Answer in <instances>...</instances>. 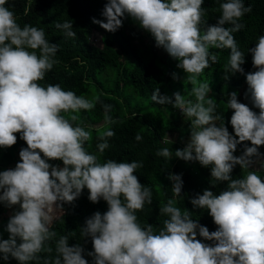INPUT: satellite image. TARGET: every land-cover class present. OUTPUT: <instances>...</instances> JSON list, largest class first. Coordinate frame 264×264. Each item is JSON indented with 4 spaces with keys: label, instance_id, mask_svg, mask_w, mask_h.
Wrapping results in <instances>:
<instances>
[{
    "label": "clouds",
    "instance_id": "clouds-1",
    "mask_svg": "<svg viewBox=\"0 0 264 264\" xmlns=\"http://www.w3.org/2000/svg\"><path fill=\"white\" fill-rule=\"evenodd\" d=\"M7 3L0 0V148L15 145L17 133L27 147L19 151L13 169L0 171V203L8 208L19 206L7 222L8 239H0V259L32 264L40 259V253H50L52 249H45V243L56 235L50 230L55 216L64 213L63 205L74 202L86 188L89 201L107 203L106 212L93 213L81 228L82 237L91 239L93 251L87 255L93 264H264V178L255 171V163L264 162V154L258 150L264 146V35L247 50L252 66L246 74L241 67L245 53L234 37L244 27L240 21L252 11L251 6H245L243 0H226L219 5L217 23L204 27L203 32V0H106L101 13L104 19H92L93 24L115 33L123 19L130 17L178 62L184 80L193 85L195 100H186L179 92L173 97L160 95L159 89L151 99L160 105L170 104L191 118L189 140L174 156L199 162L210 168L215 181L226 182V190L218 195L205 189L190 201L194 208L208 211L217 226L215 231L210 232L192 218V212L182 211L169 199L160 209L168 218L154 233L151 224L141 227L136 215L145 203H152L151 190L134 174L143 165L111 159L101 163L87 151L91 133L76 122L78 113L92 110L99 97L87 99L59 84L44 87L38 83L58 62L54 58L58 46L49 43L43 29L28 24L21 27ZM55 27L66 37L77 35L71 21ZM92 33L100 32L92 29L87 42L100 49L101 34ZM211 49L230 50L229 60H224L228 62L224 79L235 73L245 75V97L259 110L257 113L239 102L237 92L229 93L227 107L233 112L229 123L234 135L208 95L209 83L198 79L206 68L219 63L218 54ZM252 68L256 71L250 72ZM173 79H177L175 73ZM103 108L105 124L111 125L115 122L108 114L111 105ZM114 135L111 128L100 133L103 142L97 148L101 153ZM135 140L142 136L137 134ZM237 147L244 148L240 156L234 155ZM157 155L173 157L167 147ZM52 160L62 161L63 167L48 162ZM236 165L248 170L244 177H232ZM168 179L173 194L180 196L181 176L169 174ZM68 241V236H61L56 242L57 255L44 264H88L84 248L69 246Z\"/></svg>",
    "mask_w": 264,
    "mask_h": 264
},
{
    "label": "trees",
    "instance_id": "trees-1",
    "mask_svg": "<svg viewBox=\"0 0 264 264\" xmlns=\"http://www.w3.org/2000/svg\"><path fill=\"white\" fill-rule=\"evenodd\" d=\"M226 0H203L205 24H201V30L211 25H215L219 18V5ZM245 6L250 5L252 11L247 13L241 23L244 27L234 33L235 40L239 49L245 53V63L241 66L246 74L252 66V56L247 50L255 47L258 37L264 35V0H243ZM106 0H8L5 5L13 11L17 23L23 27L25 24L43 29L46 39L49 43L58 46V52L54 57L58 62L45 75V79L38 81L41 86L46 87L49 84H59L65 91H73L77 96H83L92 99L98 96L100 102L90 111L81 110L78 115L79 121L76 123L84 127L91 133L92 139L85 144V148L90 154L98 157L101 163L107 160H116L117 162L136 161L143 166L134 173L139 182L148 187L152 192V203H145L142 211H137V220L141 227L148 224L153 226L154 233H158L163 227V221L168 217L160 212L169 199L175 201L176 207L182 211L187 209L192 212V218L197 219L200 225L206 226L210 232L215 231L217 226L214 224L208 211L205 209L194 208L191 199L198 194H202L205 189L211 190L214 194H219L226 190V182H217L211 178L210 168L202 167L199 162H186L176 158L175 150L182 149L183 144L180 141L183 138L190 137L191 118L185 117L172 105H160L154 103L151 99L155 89L161 91L162 81L165 79L163 66H166L167 75L170 73V63L156 59L152 50L149 52L140 51L132 53L129 37L125 34L124 28L129 23L138 24L130 17L123 19V26L115 33L107 32L93 24L92 19L103 20L101 15ZM71 21L73 31L76 37L70 38L64 35L63 30L57 29V23ZM94 29L101 33V48L97 49L87 42V35ZM152 43H155L154 37L148 33ZM210 51L218 54V59L222 61V73L213 72L216 76V88L234 86L237 83L244 82L247 90L246 80H242V74H231L227 80L224 79V69L228 62H225L224 53H229V49ZM39 54V53H38ZM131 55L133 63L124 61L123 58ZM211 69L216 68L210 65ZM213 71V70H211ZM102 74H107L101 78ZM131 91L147 101L144 107L124 102V94ZM221 89V95L214 97L217 113L223 116V122L230 134H233L229 123L230 118H224L225 108L227 106L228 92ZM210 95V94H209ZM216 98L218 101H216ZM191 100V99H186ZM194 101V100H193ZM241 103L248 105L253 111L259 112L252 106L250 98L245 97V93L239 98ZM111 105L109 115L115 121L111 125L105 124L103 105ZM160 106L167 107V114H163ZM152 108V110H151ZM230 111V110H229ZM111 128L115 135L108 139L109 147L101 153L97 145L101 141L98 137L101 132ZM139 134L142 140L136 141L135 136ZM17 142L9 148H0V171L8 170L10 166L15 167L19 162V151L26 148V143L20 139L17 133ZM174 136L169 140L166 136ZM244 145H250V142H243ZM243 145V146H244ZM185 146V145H184ZM169 148L173 157L169 160L163 156L157 155V152L163 148ZM244 149V148H243ZM243 149L237 147L239 156ZM259 152L264 154V146L259 147ZM42 155V154H41ZM235 155V154H234ZM264 161V155L261 156ZM50 164L63 167L62 161H48ZM264 162L259 165V171H256L261 178H264ZM246 169H241L236 165L231 173L234 179L242 178L247 174ZM169 174H178L183 181L182 192L180 196H175L172 191V182L168 179ZM215 185V186H213ZM88 190L85 188L81 195L68 206L63 207L64 213L55 216L50 230L55 232V237L45 243V249L51 248L52 251L40 253V259L32 264H44V260L51 261L56 253V242L61 236L69 237V246L79 244L84 248L83 256L88 264H93L92 257L87 253L93 251L90 238L82 237L81 228L85 221L93 213L99 211L101 214L107 211V203L102 199L98 203H92L88 199ZM5 205L0 203V214ZM19 210V209H18ZM17 210V211H18ZM8 218L0 221V239H8V233L5 230ZM202 242L211 244V241ZM19 243V240L17 241ZM0 264H18L15 259L9 258L8 261L0 259Z\"/></svg>",
    "mask_w": 264,
    "mask_h": 264
},
{
    "label": "rangeland",
    "instance_id": "rangeland-1",
    "mask_svg": "<svg viewBox=\"0 0 264 264\" xmlns=\"http://www.w3.org/2000/svg\"><path fill=\"white\" fill-rule=\"evenodd\" d=\"M124 32L125 34L130 38L129 42L131 44V52L132 53H136L138 51L139 54L141 53V51H146L149 52L150 50H152V53L154 54L156 59H159L160 61H168L170 63V73L169 75H167L166 71H167V67L163 66V70L164 73L162 72V79L163 76L165 77V79L162 81V86H161V91L164 92V96H168V97H173V93H177L179 92L181 95L184 96L185 99H191V100H195V97L192 93V87L193 85L190 84L189 82H187L186 80H184V72L182 69L177 68V61L174 60L173 58H171L167 52L162 48V47H157L154 43L151 42L149 36L147 35L146 31L138 28L134 23H129L125 26L124 28ZM95 34L96 36H98V34L100 35L101 33H92ZM224 57H225V61L229 60V54L228 53H224ZM124 61H128L130 64L133 63V59L131 57V55L129 54L128 56L123 58ZM219 63L214 64L216 68H206L204 70V73L198 78L199 82H207L210 85L211 88V92H209V97L213 98L212 96H219L221 95L222 92H219L216 88H214L216 86V76H214V71L217 73H222L223 69H221V63L222 61L220 59ZM213 70V71H211ZM256 71L255 68H252V70L250 72H254ZM176 74L177 79H173V74ZM105 76H108L107 74H102L101 78H104ZM242 80H245V75L242 76ZM220 88V85H218ZM217 87V86H216ZM226 89L228 94L235 91L237 92V98L239 100V98L246 92L245 86L244 84L242 85L241 83H238L237 85L235 84L234 86H230V87H222V90ZM224 91V90H223ZM212 94V96H211ZM124 102L125 103H129V104H135L137 106L140 107H144L146 106L148 103L146 100L138 97V96H134L130 90H128L127 93L124 94ZM214 99V98H213ZM215 101V100H214ZM216 101H218V99L216 98ZM240 102V101H239ZM225 108V114H224V118H229L231 117V115L233 114L231 109H228V107L224 104L223 105ZM161 108V112L163 114H167V107L162 106ZM152 110V108H151ZM230 110V111H229ZM233 131V129H232ZM166 138L169 140V138L173 139L174 136H166ZM189 139L183 138L180 141V144L184 145L187 143ZM234 154L236 156H239V152L236 150V152H234ZM260 163L257 162L255 163L256 168L255 171H259V165ZM13 166H10L9 169H13ZM253 169V166H252ZM73 203V202H72ZM64 206H68V204H64ZM19 209V206H13L12 208H8V207H4L3 212L0 214V221L4 218H10L11 215L14 214L15 211H17ZM58 213H61V211H57Z\"/></svg>",
    "mask_w": 264,
    "mask_h": 264
}]
</instances>
